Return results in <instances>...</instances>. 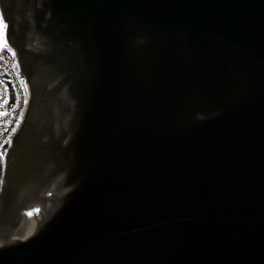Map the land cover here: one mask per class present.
<instances>
[{"label": "water", "instance_id": "95a60500", "mask_svg": "<svg viewBox=\"0 0 264 264\" xmlns=\"http://www.w3.org/2000/svg\"><path fill=\"white\" fill-rule=\"evenodd\" d=\"M0 13L29 92L0 264H264V0Z\"/></svg>", "mask_w": 264, "mask_h": 264}, {"label": "built area", "instance_id": "2783aa9c", "mask_svg": "<svg viewBox=\"0 0 264 264\" xmlns=\"http://www.w3.org/2000/svg\"><path fill=\"white\" fill-rule=\"evenodd\" d=\"M12 52H15V56ZM21 81L24 82L23 85ZM17 96L20 100L18 107L15 103ZM25 99H27L26 105L23 103ZM28 104L29 92L26 77L21 71L15 47L9 43L4 34V38L0 40V141L8 137H10V143L13 141L24 120ZM20 113H23L22 117ZM14 127L15 131H12ZM10 143L0 144V148L5 147L7 150Z\"/></svg>", "mask_w": 264, "mask_h": 264}, {"label": "snow or ice", "instance_id": "6c2138e0", "mask_svg": "<svg viewBox=\"0 0 264 264\" xmlns=\"http://www.w3.org/2000/svg\"><path fill=\"white\" fill-rule=\"evenodd\" d=\"M3 23V18L2 16H0V24ZM0 31H3V29H0ZM9 51H11V49H8ZM12 55L15 56V52H12ZM23 81H21V85H23ZM16 106L18 107L19 104H20V100H19V96H17V99H16ZM23 103L26 105L27 104V99H25L23 101ZM20 116L22 117L23 116V113H20ZM18 127V124L16 125ZM12 131H15V127L12 129ZM3 143H10V137L6 138L5 140L3 141H0V144H3ZM0 155H3V153H0ZM29 215H32L31 213H29Z\"/></svg>", "mask_w": 264, "mask_h": 264}, {"label": "trees", "instance_id": "16d2710c", "mask_svg": "<svg viewBox=\"0 0 264 264\" xmlns=\"http://www.w3.org/2000/svg\"><path fill=\"white\" fill-rule=\"evenodd\" d=\"M0 153H3V155H0V186H1L3 173H4V163H5V153H6L5 147L0 148Z\"/></svg>", "mask_w": 264, "mask_h": 264}, {"label": "rangeland", "instance_id": "374dc122", "mask_svg": "<svg viewBox=\"0 0 264 264\" xmlns=\"http://www.w3.org/2000/svg\"><path fill=\"white\" fill-rule=\"evenodd\" d=\"M0 16H1V13H0ZM0 29H3V31H0V40H2L4 38V24H0Z\"/></svg>", "mask_w": 264, "mask_h": 264}]
</instances>
